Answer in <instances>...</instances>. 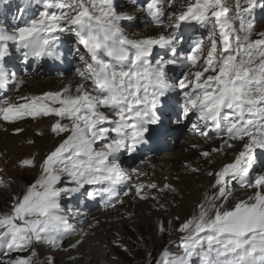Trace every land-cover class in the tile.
Segmentation results:
<instances>
[{
	"label": "clouds",
	"instance_id": "clouds-1",
	"mask_svg": "<svg viewBox=\"0 0 264 264\" xmlns=\"http://www.w3.org/2000/svg\"><path fill=\"white\" fill-rule=\"evenodd\" d=\"M18 2L22 9L39 5L43 10L26 26L19 28H8L4 18L0 16V87L6 88L8 83L15 81V77L10 75L3 62L10 55L7 42H14L17 49L24 50V60L34 58L39 63L42 58H47L63 63L64 52L58 47V32L69 31L83 45L84 52L79 53V61L72 71L73 76L80 81L75 93L70 91L71 82L64 87L62 94L59 92L66 98H78L77 103L70 102L67 105L69 110L59 116L67 120L66 124L60 123L65 126L66 130L63 132L68 133L63 143L70 137L71 143L58 155L51 159L48 155L43 160L38 178L26 187L23 198L29 194L30 189L33 194L23 210L19 214H15L13 210L10 215L0 216L12 218L11 224H0V247L7 245L12 249L30 245L35 239L30 222L35 223L41 240H46L55 233L52 224L55 217H61L57 213L62 210L60 200L62 193L66 191L58 186L62 178L67 177L73 185L70 189L78 191L85 184H89L87 181L90 178L99 177L89 185L107 186L98 190L96 195L107 194L105 189L109 188L115 192V186L120 182L113 183L117 173L110 172L109 169L115 167L120 174L126 175L118 161V153L125 148L132 152L136 145L145 141L147 125H156L160 120L154 110L160 103V97L178 88L182 90V115L194 113L197 124L217 133L224 132L233 140L244 142V150L239 152L244 155L240 157L239 167L235 171L226 172L221 179L217 173L223 172L227 165L225 164L215 173V183L201 194L193 215L181 224H187V227L181 229L180 225L179 232L184 234V244L196 241L191 250L192 254L186 255L183 244L182 252L169 256L163 264H189L193 257L199 258V264H224L225 260L234 259L233 255H224L229 241L234 239V233L226 228L222 231V225L219 224L212 227L208 225L215 220L217 212L223 214L233 211L237 204L255 205L258 194L264 196V182L257 184L259 178H264V172L257 173L251 182L247 179L255 161L253 150L264 149V80L257 81L256 73L252 71L264 62V46L253 43L260 39L251 38L253 23L246 15L250 9L261 6L255 5L253 0H155L153 8L147 5L143 9L147 13L144 17L145 23L136 32L142 34L147 28H155L157 35L135 38V33L128 32L121 24L122 20L134 19V15L127 11H117L114 0ZM128 2L133 3L134 0ZM9 3L10 0H0V10ZM171 8L176 11L169 12ZM189 8L192 9L191 14L182 21H195L207 30L206 35L198 37L186 55L170 59L160 55L154 60L151 59L153 46L175 49L180 45L178 25L181 20L177 17ZM48 9L52 11L49 12ZM81 12L84 14L79 15L76 22H72L73 17ZM41 13L46 15L41 17ZM33 21L38 23L33 24ZM54 24L58 27L53 28ZM20 29L28 31L21 37ZM260 35L264 36V32ZM146 40L161 42L146 44ZM101 53L107 59L101 58ZM192 55L198 58L195 63L189 60ZM208 60L211 62L206 63ZM173 63H178L183 69V78L178 83L169 79L166 70ZM226 65L231 66V72L224 79H232L239 74L241 79L236 83L241 91H222L219 81L209 79L216 77ZM197 72L202 73L199 79L194 76ZM89 81L93 86L90 90L86 86ZM82 96L87 99H79ZM221 97L222 103L216 107L215 101ZM118 113L122 114L123 119L118 117ZM106 122H110L112 126L105 127ZM50 131L61 132L53 131L52 125ZM109 132L114 135L109 136ZM237 133L240 134L239 139L236 138ZM105 140L107 142L97 144ZM113 141H121L123 146L109 152L105 145ZM245 145L250 147L246 149ZM98 153L107 155L102 158ZM239 154L236 155L235 162ZM208 175L212 176L213 173L209 172ZM233 181H236L246 198L240 199L232 210H228L229 200L234 196ZM8 187V184L0 182V189ZM222 188L223 194L220 193ZM211 189L218 191L212 192ZM249 189L255 191L249 193ZM53 204L56 207H52ZM41 207L45 208L43 214L38 210ZM260 208L264 209V203H260ZM17 220L20 221L19 224L16 223ZM13 228L27 229L23 232L28 238L26 244L21 242L20 246H16L12 243ZM253 235H258V230L245 234L242 239L251 240ZM244 247L247 249V244ZM205 253L208 255L207 260L204 258ZM237 255L243 257V264H264V250H250L247 253L241 250ZM180 257L184 259L179 260ZM34 264L42 262L37 260Z\"/></svg>",
	"mask_w": 264,
	"mask_h": 264
},
{
	"label": "rangeland",
	"instance_id": "rangeland-1",
	"mask_svg": "<svg viewBox=\"0 0 264 264\" xmlns=\"http://www.w3.org/2000/svg\"><path fill=\"white\" fill-rule=\"evenodd\" d=\"M149 2V0H144L142 4L138 3L134 7L131 4L127 12L134 15L133 12L137 8L146 9ZM114 3L116 9L119 10L124 2L121 1L120 4L119 0H114ZM253 3L256 5L258 2L253 0ZM168 11L174 12L176 9L171 8ZM146 14V11H143V16ZM127 26L133 29L139 27L134 19L128 20ZM262 32H264V20L253 27L251 38L264 39V36L260 35ZM39 76L46 79L58 78L42 74ZM69 76L74 77L73 74ZM60 78L63 79V77ZM23 88L25 87L22 80H19L16 87L1 98L0 108L7 107L9 104L18 106L30 102L35 95L28 90L24 93ZM47 103L52 107H60L59 104L53 105L54 102L50 100ZM56 122L66 124L67 120L55 114L35 117L25 115L14 120H5L3 113L0 115V135L9 140L7 144L5 141L0 142V182L9 185L7 189H0V216L10 215L13 212L14 206L22 200L26 187L38 178L43 160L67 139L68 133L66 132L53 133L50 131L51 125ZM180 142L182 140L177 139L173 143L179 144ZM222 145L226 148L228 144L222 142ZM26 159L31 160L35 166L24 164L23 161ZM143 166L145 164L131 167L133 174L130 183L126 185L127 188L125 187L124 191H121L120 198L111 202V206L100 203L98 210H83L79 218L73 214L76 210L75 201H70L74 196L77 198L79 193L70 189L73 185L67 177L62 178L58 186L63 185L66 191L62 193L60 200L62 210L57 214L64 217L70 227L60 228L50 236L55 239V245L45 240L34 239L30 245L12 249H9L7 245L0 247V264H17L20 260H29L30 264H34L37 260L42 264H163L169 256L181 253L185 241L184 234L179 232V227L193 215L196 206L192 204L178 208L176 201L178 196L175 195L174 190L181 183L168 174L165 177L171 181L170 187L158 190L164 191L167 195L158 196L157 191L154 188H148V183L145 182L150 177V173L135 169ZM138 184L145 185L142 189V194L146 196L145 199H141L135 193V186ZM232 187L235 191H241L236 181H233ZM241 193L242 191L239 192ZM16 223L19 224L20 221L17 220ZM69 237L70 240L73 239V244L68 243ZM79 237H83L84 240L81 241ZM86 241L89 244L91 242L99 244V251L103 256L93 257L82 253L83 242L86 243ZM80 244L81 246L78 247ZM189 264H199V258H190Z\"/></svg>",
	"mask_w": 264,
	"mask_h": 264
},
{
	"label": "bare ground",
	"instance_id": "bare-ground-1",
	"mask_svg": "<svg viewBox=\"0 0 264 264\" xmlns=\"http://www.w3.org/2000/svg\"><path fill=\"white\" fill-rule=\"evenodd\" d=\"M121 1L124 2L123 5L121 4ZM119 3L121 4V7L117 11H127V8L131 6V4L134 7L133 3H130L129 5L124 0H119ZM140 10L141 8H137V10L133 12V14L135 15L134 20L139 25V27L137 28L135 27V29H133L130 26H127L128 19L122 20L121 24L127 29L128 32L130 33L134 32L135 38H149L152 36H156L157 30L155 28H147L143 30L142 34L139 32H136V30L141 29L145 23L144 21L145 16H143V10L142 11ZM11 11L13 13L16 12L17 7L14 10L10 8V12ZM35 12H36V9H34V13ZM14 18L15 16L9 18L8 22L10 23L13 22ZM30 20L31 19H29V21ZM253 20H254V17H253ZM181 24L182 22H180V24L178 25V29H181ZM58 40H59L58 47L64 52V60H68L70 62L74 61L75 65H77L79 60L77 59V57L74 56V54L81 52L80 48L76 46H71L65 43L66 41H71V40L77 41L75 34L69 31L58 32ZM189 45H194V43L192 41H188V43L184 47L185 52L190 50ZM8 49L11 51V54L6 56L4 60H10V59L11 60L5 63L4 65L7 69H9L10 75L15 77V81L8 83L6 88L0 87V100L2 97H5L7 94H9L10 90H13L16 87V84L18 83L19 80H22V84L25 87L23 88L24 93H26V91L28 90V92L32 93L33 95L37 97L43 96L45 93L60 92L62 94L64 87L69 86V82H71L70 91L73 94L75 93V88L80 82L79 79L69 76L70 74H68V76L66 75L55 76L57 73V66L55 65V61H50L47 58H42L39 63H37L34 60V58H28L27 60H24L22 56V53L24 51L23 49H17L16 46L12 48L8 47ZM167 49L168 47H165V48H162L161 50H165L167 51V53L171 52V48L169 50ZM172 52L174 53V50H172ZM68 54H70V56ZM150 58L153 59L154 56ZM37 72L39 74H37ZM167 72L169 74V79L171 78L173 82L175 79L179 81L180 79L183 78V69L179 66V64L175 66V69L169 68ZM40 74L45 75L47 77L55 76L58 78L46 79L44 77L39 76ZM21 75H26V76L22 77ZM18 77L20 78L18 79ZM60 77H63V79H61ZM86 85H87V82H86ZM174 91L177 92V89H175ZM165 95H167V93ZM165 95L161 96L163 98L162 100L165 99L166 97ZM54 104L55 106L58 105V103H53V105ZM164 106L165 104H162L160 102L154 109L155 111L158 109V113H159L158 116L160 117L159 121H162V119H164L165 117V114L162 113V109H161V108H164ZM1 114L2 112H0V115ZM194 125H196L195 128L193 127ZM151 126L152 124H148L147 129H151ZM184 130L187 132L179 133L172 140H170L169 137L165 138L164 142L167 143V146H169V149H161V150L158 148L156 143L151 142V134L148 132L145 133L144 134L145 141L138 144L139 154L124 156L125 158L121 162L122 164H125L124 171L126 172V175L123 176L124 178L120 182L122 186L121 187L115 186L116 187L115 192L117 193L116 195L117 198L116 196L113 197L111 199V202L113 201L115 202L118 198H120L121 191L122 190L124 191V188L126 187V185L130 183L132 179L131 175L133 174L132 173L133 171L131 172L132 170L131 167H135L136 165H139V164H142V165L145 164V166H148V167L143 166L141 168H135V169H139L142 172L150 173V177L148 178V180H145V182L148 184H152V183L156 184L157 187L154 189L157 191L156 194L158 196H161V194H163L164 196L167 195V194L166 195L164 194V191L160 192L158 190L164 189L165 185L170 184L171 181H169L165 177L168 174L172 178L175 177V179H177V181L181 183V184H178V188L174 190L175 195L178 196V198H176V201L178 202V205H179L178 208L181 209L184 206H188L192 204L196 206L200 201L201 194L206 189H210V186L215 183V173L220 171L225 164L234 163L236 155H238L240 151L244 150V142L233 140L232 138L228 137L225 133H222V135L219 137H213L210 140L205 139L204 137L205 133L201 132V131H204V127L200 124H197L196 119L188 120L187 123L184 125ZM177 139H181L182 142H180L179 144L173 143ZM2 141H5L6 142L5 144H7L9 140L2 138L0 135V142ZM222 142L223 144H228L226 148L223 147ZM171 143L173 144L171 145ZM141 145H143L144 148L143 147L141 148L140 147ZM204 152L209 153V155L207 156L202 155V153ZM158 153H160V155H156ZM259 155L260 156L255 157V160L258 161L261 157H263L262 153ZM128 157H135L136 160L133 162V164L131 163L130 159H128ZM259 166L254 171L253 175L264 172V168H262L263 166L261 168H259ZM192 169H196L197 171H193ZM209 172H212L213 175L209 176L208 175ZM89 186H90L89 188L91 191H88L87 185H84L82 189L78 190L79 196L77 198L74 196L70 200V201L72 200L76 201V204L79 207L78 209L73 211L74 212L73 214L77 218H79L80 215L82 216V213H83L82 210H85V211L98 210L99 209L98 204L105 203L104 201H107L109 199L107 194H104V198L101 195L95 194L96 191L100 190L102 187H106L107 185H89ZM63 187L64 186L61 185V188ZM83 191L85 193H83ZM211 191L216 192L218 191V189H211ZM253 191L255 190L253 189L247 190V192L249 193ZM239 192L241 191H235L233 189L234 196L232 199L229 200L228 210H232L235 204L240 202V199L246 198L244 192H242L241 194H239ZM88 193H93V195L89 196ZM165 199L167 198L165 197ZM87 203H90L91 207L86 209L84 208V206ZM68 205H71V204H68ZM80 205H82V207ZM79 238H81L80 239L81 241L84 240L83 237H79ZM68 239H67L68 243L73 244V239L70 240V237ZM81 244L78 247H80ZM82 249H84V250H81L82 253H86L93 257H97L99 255L103 256V254L99 251L100 250L99 244H95V243L93 244L92 242L91 244H89L86 241V243L83 242ZM98 264H102V263H98Z\"/></svg>",
	"mask_w": 264,
	"mask_h": 264
},
{
	"label": "snow or ice",
	"instance_id": "snow-or-ice-1",
	"mask_svg": "<svg viewBox=\"0 0 264 264\" xmlns=\"http://www.w3.org/2000/svg\"><path fill=\"white\" fill-rule=\"evenodd\" d=\"M155 4V0H150L148 7L153 8ZM192 9L189 8L185 13L179 15L177 17L178 20H184L187 18L188 15L191 14ZM84 13L81 12L78 14V16L73 17L72 22H76L78 20L79 15H83ZM45 13H41V17L45 16ZM218 15V13L216 14ZM62 19V17H60ZM53 19H56V17H53ZM38 23V21H33V24ZM58 27V25H53V28ZM28 29H20L21 37L25 32H27ZM159 40H146L144 43L146 44H155L160 43ZM253 43L264 46V39H260L257 41H254ZM211 55V53L209 54ZM196 59H198L195 55H192L189 57V60H191L193 63H195ZM211 61L208 60L206 63H210ZM256 73L255 79L257 81L264 80V62H261V65L252 70ZM231 72V66L226 65L221 68L220 72L217 74L216 77H209V79H216L221 84L222 88L221 90L224 91L225 89L239 92L241 89L237 86V81L241 79L240 75L237 74L232 79H224L225 77H228ZM202 75V73L197 72L194 74V76L199 79V77ZM79 99H87L86 96H82ZM52 101L54 103H58L60 107H52L50 106L47 101ZM223 97H221L220 100L215 101V106L219 107L222 103ZM75 104L78 102V98H66L63 97L59 92L56 93H45L43 96L38 97H32L30 102L21 104V105H12L9 104L7 107L0 108V112L3 113V119L5 120H14L19 119L25 115L27 116H37V115H49V114H55L56 116H61L65 111H68L67 105L69 103ZM231 106V105H230ZM91 107V106H90ZM120 119H123L122 114H117ZM194 128L196 125L193 126ZM52 130L53 131H65V126L61 125L59 122L52 124ZM236 138H240V134H236ZM72 138L70 137L67 141L62 143L57 149L52 152L49 156V159L52 157L58 155L63 149L68 146L71 143ZM121 141H113L111 144H106L105 147L109 150V152L115 151L118 147H122ZM249 145H245V148H249ZM131 150V146H130ZM97 155L101 156L102 158L107 155V153H98ZM202 155L207 156L209 153L204 152ZM244 153H240L237 157V160L235 163L227 164L224 167L223 172L217 173V175L222 179L223 175L228 171H235L239 167V159L241 156H243ZM103 162V159L101 160V163ZM24 164H31L30 160L23 161ZM196 169H193L195 171ZM110 172H116V179L113 180V183L121 182V180L124 178L122 174H120L117 169L114 167L112 169H109ZM74 178L75 174H73ZM99 177H92L87 182L89 184L94 183L96 180H98ZM219 182V180L217 181ZM264 182V178H259L257 180V184H260ZM145 187L144 184H138L135 186V193L137 196H139L141 199H145L146 196L142 194V189ZM148 188H156V184H148ZM165 188L170 187L169 185H165ZM107 196L109 199L105 201L106 206H111V199L117 195L116 192H114L111 188L105 189ZM224 189H220V193L223 194ZM32 190H29V194H27L21 201L20 204L14 206V213L19 214L24 206L27 204V202L30 200L32 195ZM93 195L92 193H89V196ZM127 195V193H125ZM257 204L252 206L237 204L235 206V209L233 211L224 212L223 214L217 212L215 220L211 222L208 227H212L213 225H222L221 230L223 231L225 228L231 232L234 233V239L229 241V247L227 248V252L224 253V255H233L234 259L232 260H225L224 264H237L239 261V264H243V257L237 255L241 250H244L245 253L248 251H255L257 249L264 250V209L260 208V203H264V196H260L258 194L257 196ZM52 207H56V205H51ZM41 214L44 213L45 208L41 207L38 209ZM11 217H0V224H11ZM229 221H232L229 223ZM30 227L32 228L35 239L41 240V237L36 232L35 229V223L30 222ZM70 226L67 224V221L64 217H55L54 223L52 224V228L54 230H58L60 228L68 229ZM187 224L181 225V229L186 228ZM46 230V229H45ZM258 230V235H253L251 240L242 239L245 237V234L247 233H255ZM24 231H27V229L21 230L19 228H13L12 229V243L16 246H20V243H27L28 238L23 234ZM45 242L49 244L55 245L56 241L54 238H47ZM196 241L193 240L191 243H186L183 245L185 248V252L187 256H190L192 254V248L195 247ZM245 244H247L248 248L245 249ZM219 254V253H218ZM205 260H207L208 255L204 254ZM184 257H180L179 260H183ZM17 264H29L28 260H20L17 262Z\"/></svg>",
	"mask_w": 264,
	"mask_h": 264
}]
</instances>
